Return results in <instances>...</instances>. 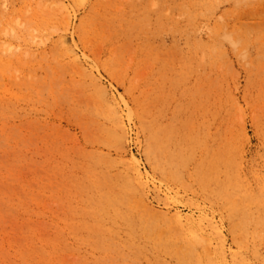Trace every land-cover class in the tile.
<instances>
[{
  "label": "rangeland",
  "instance_id": "1",
  "mask_svg": "<svg viewBox=\"0 0 264 264\" xmlns=\"http://www.w3.org/2000/svg\"><path fill=\"white\" fill-rule=\"evenodd\" d=\"M55 1L0 0L7 10L5 21L9 19L4 30L0 28V38L8 49L15 48L18 44L12 33L22 31L29 16L36 11L46 17L54 15L50 26L43 31L36 29L33 47L51 50L55 42L65 40L66 48L115 99L125 120L127 139L122 149L112 140L103 139V120L101 124L92 123L82 111L88 103H37L35 119L39 127L43 125L47 142L36 141L25 153L38 160L48 156L61 159L58 145L64 143L72 155L75 145L89 152L98 150L128 174H133L131 164L136 162L156 209L167 215L177 211L192 219L212 240L211 222L215 219L225 236L229 264L242 254L249 255L255 264H264V243L258 237L264 235V52L257 54L253 46L229 41L213 49L205 30L196 47L187 39V27H181L185 15L174 13L166 5L167 13L173 15L171 25L162 26L152 35L157 49L145 56L135 38L137 31L112 26L120 13L117 10H129V0H58L67 8L66 25L59 23L61 13ZM231 3L224 1L220 11ZM149 6L159 9L160 0H152ZM262 6L254 11L246 9L239 21L264 25V18L257 16L258 11H264ZM86 17L92 28L82 26ZM259 45L264 47V42ZM59 75L65 82H81L79 73L73 70L64 69ZM154 87L159 88L155 97L160 96L161 103H136L143 91L154 94ZM220 89L222 96L214 98ZM139 105L152 113L146 123L140 119ZM215 107L219 113H215ZM95 133L102 135L99 141L91 140ZM228 148L232 152L225 153ZM212 166L226 170L221 178L228 182V194L218 199L221 209L213 207ZM107 173L112 177L114 168H107ZM51 185L48 189L55 188ZM47 211L48 221L57 220ZM255 248L260 258L254 255ZM195 250L198 254L206 251L200 245ZM181 253L185 254L184 243ZM173 264L208 263L182 259Z\"/></svg>",
  "mask_w": 264,
  "mask_h": 264
},
{
  "label": "bare ground",
  "instance_id": "2",
  "mask_svg": "<svg viewBox=\"0 0 264 264\" xmlns=\"http://www.w3.org/2000/svg\"><path fill=\"white\" fill-rule=\"evenodd\" d=\"M57 1L59 23L66 25L67 8ZM151 1L129 0V10H117L120 13L115 14L116 24L112 25L137 31L135 38L145 56L153 55L157 49L152 35L162 26L171 25L173 15L167 13L166 5L174 13L185 15L181 27H187V39L196 47L205 30L214 43L213 49L229 41L253 46L257 54L264 52L259 45L264 42V25L239 21L246 9L254 11L264 4L259 0H160L157 10L149 6ZM224 1L232 5L220 11ZM6 11L0 3L1 31L9 22L5 21ZM257 16L264 18V11H258ZM53 17L39 11L29 16L25 28L12 33L18 44L15 48L8 49L0 38V264H173L182 259L229 264L225 236L216 220L211 222L212 240L211 235L200 232L192 219L177 211L167 215L156 209L136 162L131 164L133 174H128L98 150L89 152L75 145L72 155L64 143L58 145L61 159L47 154L48 158L38 160L25 153L36 141L47 142L43 125L39 127L35 119L37 103H88L82 111L92 123L101 124L103 120V139L112 140L120 149L126 144L127 128L115 99L66 48L65 40L55 42L51 50L33 47L36 29L43 31ZM86 18L82 26L92 28L90 18ZM64 69L78 72L81 82L63 81L59 74ZM157 89L154 87V94L143 91L136 103H161L160 96L155 97ZM222 93L220 89L214 98L219 99ZM138 111L143 123L149 121L152 113L143 105ZM219 112L215 107V113ZM101 134L91 135V140L99 141ZM160 146L164 149L165 143ZM227 151L232 152L230 148ZM105 167L114 168L112 177ZM212 168L213 207L217 209L218 199L228 194V182L221 178L226 170ZM51 184L55 188L48 189ZM47 210L57 220L48 221ZM258 237L264 243V235ZM199 245L206 249L205 254L197 253ZM253 253L261 257L258 248ZM233 264L255 263L249 255L242 254L233 258Z\"/></svg>",
  "mask_w": 264,
  "mask_h": 264
}]
</instances>
